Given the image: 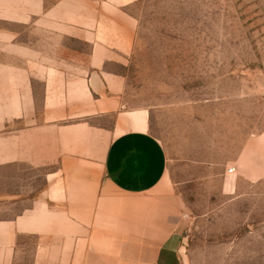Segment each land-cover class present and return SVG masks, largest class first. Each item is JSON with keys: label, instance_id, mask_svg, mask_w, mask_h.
Here are the masks:
<instances>
[{"label": "crops", "instance_id": "obj_1", "mask_svg": "<svg viewBox=\"0 0 264 264\" xmlns=\"http://www.w3.org/2000/svg\"><path fill=\"white\" fill-rule=\"evenodd\" d=\"M134 2L0 0V205L15 195L8 172L46 170L24 213L0 217V264H15L20 236L40 264L51 242L54 264H178L166 149L120 99Z\"/></svg>", "mask_w": 264, "mask_h": 264}, {"label": "rangeland", "instance_id": "obj_2", "mask_svg": "<svg viewBox=\"0 0 264 264\" xmlns=\"http://www.w3.org/2000/svg\"><path fill=\"white\" fill-rule=\"evenodd\" d=\"M129 13L135 41L118 69L120 99L148 112L166 149L177 263L264 264V0H135ZM45 171L8 172L15 195L0 217L24 213ZM58 247L50 243V264ZM17 248L15 264H40L31 237Z\"/></svg>", "mask_w": 264, "mask_h": 264}, {"label": "built area", "instance_id": "obj_3", "mask_svg": "<svg viewBox=\"0 0 264 264\" xmlns=\"http://www.w3.org/2000/svg\"><path fill=\"white\" fill-rule=\"evenodd\" d=\"M226 173H227V174H234V173H235V169H234V167H230V168H228V169L226 170Z\"/></svg>", "mask_w": 264, "mask_h": 264}]
</instances>
